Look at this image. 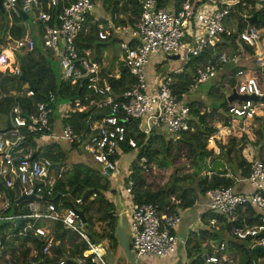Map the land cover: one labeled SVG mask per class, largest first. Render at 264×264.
Segmentation results:
<instances>
[{"label": "built area", "instance_id": "1", "mask_svg": "<svg viewBox=\"0 0 264 264\" xmlns=\"http://www.w3.org/2000/svg\"><path fill=\"white\" fill-rule=\"evenodd\" d=\"M247 1L259 4L264 0H183L178 8L173 2L166 7H158L157 0H139L138 19L132 26H116L113 21H109L106 30H99L97 37L104 40L112 31L126 37L118 44L122 54L121 62L134 80L130 88L120 94L114 92L108 81V76L118 78L119 74L105 73L102 62L91 59L88 54L80 56L78 52L77 37L81 32H90L87 19L93 9L92 0H73L54 16L51 11L57 6L58 0L2 1L5 12L17 15L25 13L40 24L41 45L57 58L64 69L63 79L69 80L71 85L81 80L90 95L95 96L89 104H95L96 110H106L102 117L96 119L91 113L85 119L83 130L76 133L64 119L68 116V111L81 112L86 108L78 99L74 101V107L66 103L57 108L62 121L58 132L50 123L53 114L51 105L55 102L52 92L48 93L45 102L35 104L33 112H25L16 103L11 106L8 112L10 128L0 132V221L24 218L25 222L20 226L22 229L27 221L31 222L28 230L34 226L32 235L42 240L40 255L35 249L33 260L30 259L25 264H51L46 259L57 244L51 228L53 223H61L78 241L86 244V249L81 253L61 257L55 264H108L104 259L107 248L102 241L90 238L85 230L87 223H83L76 213L79 208L73 204L63 208L60 202H55V184L65 177L69 166H60L44 156L35 155L31 159L35 150L26 144L28 138L31 135H42L51 139L50 141L76 142L102 176L114 179L113 173H118L116 156L122 155V144L127 143L131 149L138 151V134H145L148 139L151 132L161 133L159 130L163 128L168 139L174 142L182 133L192 131L193 117L189 104L185 102L186 94L178 96L173 89L176 79L172 73L182 70L151 77L147 71L150 58L153 55H179L183 56L185 66L192 58L212 49L221 34L237 33L238 42L252 46L256 58L264 67V58L258 56L264 48L259 45L261 35L258 28L248 22L252 14L247 12L240 18L245 23L242 30L236 28V21L229 15L231 8ZM52 18L57 21L54 25L49 24ZM26 20L23 25L27 27ZM34 48L35 38L27 31L20 39L10 40L7 37L6 45L0 48V74L16 77L23 74L16 53L32 51ZM238 49V54L217 53L206 61L199 62L189 91L214 78L218 66L237 65L242 56L247 54L242 44ZM234 79L236 83L232 85V90L241 95H253L257 100L235 99L227 102L229 105L226 113L239 122L249 120L257 115L258 108L264 106V101L261 100L264 97V73L260 72L257 78L248 75L247 70L239 69L235 72ZM11 94L14 98L32 97L34 89L26 86L24 93L18 91ZM1 96L5 95L2 93ZM219 152V148H216L215 153ZM139 163L142 169H147L146 157H140ZM127 168L119 186L130 193L134 182L128 176ZM236 180L245 181L251 190L238 192L232 186L209 189L205 193L208 208L226 221L234 222L238 211L242 212L246 205L254 206L258 212V223L234 227L230 234L238 240L248 238L252 242L251 247L257 245L264 248V160H252L247 176ZM21 195L33 196L37 200L22 201L25 202L23 208L28 210L25 214H7L12 201ZM76 203L81 204L82 200L76 199ZM127 207L116 209L113 215L118 217L124 213L127 217L131 234L130 250L137 258L172 256L176 254L180 244L186 243V239L175 232L181 220L179 213H167L153 202L132 203ZM209 224L215 229L220 226L215 218L210 219ZM1 237L0 232V245ZM23 247L28 248V245ZM210 247L212 252L205 253L203 257L205 263L220 264L228 259L224 256V242H212ZM35 258L38 260L35 261ZM0 264H10L7 254L4 261L0 260ZM250 264H264V255L252 259Z\"/></svg>", "mask_w": 264, "mask_h": 264}, {"label": "trees", "instance_id": "2", "mask_svg": "<svg viewBox=\"0 0 264 264\" xmlns=\"http://www.w3.org/2000/svg\"><path fill=\"white\" fill-rule=\"evenodd\" d=\"M129 1L134 5L137 4V0ZM169 2H173L178 8L183 0H157L158 7L166 6ZM116 3L117 2H115V4ZM65 5L58 1L57 6L51 11L52 16ZM247 12L251 13L252 16L256 14L257 17V20L250 23V25H255L257 28L263 26L262 28H264V1L259 4H256L254 1H247L246 3L238 4L231 8L229 15L236 21L238 30L244 28L245 23L242 22L240 18ZM29 18L30 17L25 21L27 24L26 27L23 25L24 20L21 15H17L16 13L9 14L7 12L2 13L0 10V48L6 45L7 37H10V40L20 39L26 31L34 38L35 36H40V24L35 20L33 21L31 19L33 31L32 33L29 31ZM56 23L57 21L55 18H52L49 22L50 25ZM94 28H96V24L91 26L92 30ZM33 33H35V35ZM221 35L225 41L224 44L220 45L217 43L215 50L210 49L199 57L192 58L188 64L183 66L181 72L172 73L173 77L176 79L173 89L178 96L186 94L189 91V85L192 83L197 64L214 56V53L225 45L229 46V50L227 51L229 54H238L240 53L238 48L242 44L243 49L250 55L251 59L241 60L237 65H224L231 76L228 81H225V78L221 80V82H223L222 85L226 83L234 85L236 83L234 74L239 69L247 70L250 76H254L257 71L259 73L261 72L262 65H260V62L254 63L256 61V55L252 46L238 42L237 33H224ZM260 35L259 45L264 46V30ZM82 36L81 32L76 39L79 55H83L84 49H89L91 50L93 60L99 61L103 50L108 44L96 42L92 44L94 41L83 43L80 38ZM37 40L38 39H35L34 50H23L16 54L23 74L33 85L32 89H34V95L32 97L21 96L14 98L11 93L18 91L24 93L26 86L30 87L28 82L20 80L19 77L16 76L0 74V117L7 116L14 103L25 112H33L35 110V104L38 102H45L48 93L52 92L55 95V102L51 105L53 114L50 118V123L52 128L57 132L60 130L62 122L56 108L57 104L60 106L70 103V105L74 107V101L78 99L80 104L86 105V108L81 112L68 111V116L64 119V121L69 122L73 130L78 133L83 130L85 119L91 113L96 119L102 117L106 113V110H96L95 104H89V101L95 98V96L90 95L86 89L85 83H81V80L71 85L69 80H64L61 76H57L54 73L55 71L50 60L53 56L52 52L42 47V45H39ZM122 66L118 78L108 76V81L117 94L129 89L134 81ZM218 67L221 68L222 66ZM104 72L110 74L108 71L104 70ZM215 80L218 83L217 78H212L210 81L216 85ZM214 89L216 90V87L211 85L208 92L216 99L222 98L220 104L209 108V110L204 108L202 111L201 107L203 101L188 103L193 117V130L182 133L176 141L173 142L170 139L166 140L161 133L153 131L148 139L145 134H138L136 136L139 145L138 151L131 149L127 143L122 144L123 153L120 156H116V158L118 167L120 166L119 162L121 159L128 167V176L134 182V186L130 193H126L125 190L122 192V187L119 185L116 190L115 186L118 184V181L102 176L97 166L90 161L82 149L78 147L76 142L70 143L55 140L49 142L47 145H40L37 140L40 136L33 137L31 135L26 144L35 150L34 153L36 157H47L60 166L69 165L70 168L65 177L58 180L55 184V202H60V206L63 208L70 207L71 204H73L75 207L83 209L87 228L89 232H91V239L93 241L106 239L109 245L111 243V245L115 247L117 242L114 237V227L118 217L114 216L113 212L116 210L118 204H116L117 200L111 198L109 194H119L127 206L132 203L153 202L159 204L167 213H177L178 209L183 210L192 207L199 196H205L207 190L228 186L234 188L237 181L236 178H245L247 176L252 160L254 159H248L242 154L241 148L237 146L236 136L240 135L244 141H247L250 133L240 130V128H231L232 122L236 119H232L220 113V110H226L229 105V103H225L227 97L224 94H216L213 91ZM2 93L5 96H1ZM213 117L218 118V122L214 126L209 122ZM256 118L257 116L249 119V121H253ZM261 120L260 127L257 131L261 139L260 143H264V117H262ZM54 122H58L57 125L55 124L56 127ZM221 123L224 126L230 127L226 143H222L214 138L217 132V126ZM46 147L49 150L43 155L44 148ZM216 148H219V154L215 153ZM81 152L84 156L80 155ZM232 153L236 154V161L234 162L231 156ZM160 154H162V158L155 163V166H157L156 170L159 171L163 177L165 174L162 168L169 171L164 186H160L158 182L149 184L147 181L148 179H155L157 177V173L153 172L154 169L151 166V162L156 160L157 156ZM140 157H146L148 160L146 164L147 169H143L144 173H141V167L139 166ZM222 159L229 165L230 171L224 166L223 162H221ZM208 163L211 164L209 165ZM186 165L192 168L189 173H184L182 171V168ZM125 168L121 169V175L118 177L119 180L124 178ZM205 168H208L207 173L201 174ZM186 179H189L190 185L184 186L183 182H185ZM179 181H181V183ZM153 185L154 188H152ZM0 187L2 186L0 185ZM11 194L13 196V192H11ZM92 196L93 198H90ZM17 199L18 198H15L12 201L11 206L6 212L7 214L21 215L28 212L26 208H23L25 202L16 204L15 202ZM76 199H81L82 203L77 204ZM238 212L237 219L234 222L226 221L222 216L209 208L201 214V221L203 223H209L210 219L215 218L220 226L218 229H215L210 227V224L206 226L203 224L205 228H201L195 232V236H197L195 239L196 242L192 247L187 248L188 257L190 258L189 264H209L205 263L203 257L205 253H211L212 248L208 243L202 246V242L205 240L204 236L210 237L215 244L224 242L226 245L225 253L228 252L229 255L234 254L238 256L236 264H250L252 259L263 257V254L251 250L252 242L248 238L245 240H238L230 234L234 227L243 226L245 224L252 226L258 223V212L254 206L246 205L242 212ZM95 222L105 225V229L99 234L91 231ZM7 223L10 225L8 234L2 233V228L0 226V232L2 234L0 245L1 261L5 260L7 249L12 247L13 241L18 239H21L20 243L22 246H25L27 241H30L34 249L37 250V254L40 255L42 240L32 235L31 230L34 229V226L30 230L24 232L21 237L20 232L22 226L16 229L12 220L7 221ZM36 224L38 225L39 222H36ZM51 228L54 232V240L57 243L52 249L57 250V248L63 245L64 240L72 242L74 251L71 255H76L86 249L85 242L78 241L76 236L70 230L65 229L61 223H53L51 224ZM190 242L191 237L189 236L187 245ZM192 250H195V252L190 253ZM28 252L29 247L24 249L25 255H27ZM37 260L38 258H35V261ZM46 261L48 260L46 259ZM51 263L54 264V260H52Z\"/></svg>", "mask_w": 264, "mask_h": 264}, {"label": "crops", "instance_id": "3", "mask_svg": "<svg viewBox=\"0 0 264 264\" xmlns=\"http://www.w3.org/2000/svg\"><path fill=\"white\" fill-rule=\"evenodd\" d=\"M58 1H60L62 4L65 5V4L71 3L73 0H58ZM114 1L117 3L115 4ZM92 3H93V9L91 11L90 16L87 19V23H88V27H89L90 32L89 33L88 32L87 33L82 32L83 36L80 37L81 41L83 43H85V42L90 43V42L94 41V42H92V44H94L95 42L96 43H107L108 46L103 50L101 58L99 61L102 62V64H103V70L108 71L111 75L119 74V76H120L121 67H120V70L117 71L116 69L113 70L114 69L113 65L117 64L119 66V64H120L122 66L121 56L117 60H115L114 58L111 59V55L113 52H115V49H118L117 52H120V54H121V51L119 49L118 44L121 40L125 39L126 37L122 34H119L118 32L112 31L111 34L106 39L100 40L97 37V33L101 29L106 30V26L109 23V21H113L116 26H121V27L132 26L133 23H135L136 20L138 19L139 0H137L136 5H134L129 0H92ZM30 19H31V17H30ZM232 22L230 23L231 27H232ZM93 24H96V28H94L92 30L91 26ZM235 25L237 28V24H235ZM28 29H29V27H28ZM30 32L32 33V31H30ZM33 34L35 35V33H33ZM35 39H38L37 41H38L39 45H41L40 36H35ZM224 42L225 41L223 40L222 35H221L217 39L216 44L218 43L221 45V44H224ZM216 44L212 48V50H215ZM224 50L228 51L229 46L225 45V46L221 47V49L218 50L214 54L225 53ZM85 54H88L89 57L92 59L91 50L84 49L83 55H85ZM258 56L261 57V54L260 55L258 54ZM256 60H258V59L256 58ZM157 62H158V59L156 57H154L149 61L148 66L150 67V64L155 65V64H157ZM181 68L179 66L176 69V71H174V72L181 71L182 70ZM261 72H262V67H261ZM149 74L151 75V77L154 75L152 73H149ZM258 75H259V73H258ZM227 76H229V77L231 76L230 73L228 72V69H225L224 65L221 68L218 67L217 72H216V76L214 77V78H217V80H218L217 85L221 84L220 83L221 80H224V78ZM254 76H257V75H254ZM229 84H230V91L232 92V89H231L232 84L231 83H229ZM196 89H197V86L193 90L188 91L186 93L185 102L190 103V102H194V101H199V102L204 101L205 96L201 94L200 90H196ZM190 92L194 93L195 95H189ZM199 92H200V94H199ZM230 94H228V95H230ZM226 96H227V94H226ZM4 119H5V121H3L4 122L3 128H5L7 125V120L9 119L8 114H7V116H4ZM57 123L58 122H54V125L55 124L57 125ZM56 125H55V127H56ZM3 128H0V129H3ZM261 144H264V143L253 145L248 149V156L251 157L250 159H263L264 160V145H261ZM120 175H121V169L119 170V173H116L114 176V179L116 181H118L117 182L118 184H116V186H115L116 190H117L118 185L120 184V180L118 179V177H120ZM234 189L238 192H248L251 190L250 186L245 181H236ZM109 195L111 198L117 200L116 204H118L119 208H122V207L124 209L128 208L127 205H125L126 203H124L122 197L119 196V194H117V195L109 194ZM207 209H208V199L205 196L204 197L199 196L197 198L195 204L192 207H189V208H186L183 210L178 209L177 213L180 214L181 220H180V223L178 224V226L176 227L175 232L177 233V235L181 236V238H183V239L185 238L186 243L180 244L178 246L177 252L174 256H167V257L151 256L150 259L154 260L156 263L158 262L159 264H189L190 258L188 257L187 248H190L195 244V242H196L195 239L197 237V236H195V232H197L201 228H205L206 225L203 226V223L201 221V214L203 212H205ZM118 219L119 218H117V221H116V224L114 227V233L116 231ZM189 236L191 237V242L188 243V245H187V239ZM204 239L205 240L202 242V246H205L207 244V241L210 239V237L204 236ZM116 242H118V241L116 240ZM26 244L29 247V252L27 254V260L26 261H29L30 259L33 260V258H34L33 256H34L36 250L34 249V247L31 243H26ZM26 244H25V246H26ZM108 246H109V244H108ZM24 249H25V247H24ZM73 251L74 250H73L72 242L65 243V244H63V246L57 248V250L52 249L51 254L47 258V260L50 263L52 260H54V264H55V262L59 258L68 257L71 255V253ZM194 252H195V250H192L190 253H194ZM114 253H116V256H117L116 257V260H117L116 264H125L126 263L124 258L122 261L120 260V256H122V253H123L122 249L117 247V248H115ZM136 259H137V257H136ZM138 259H139V261L137 263L145 264V261H146L145 257H141ZM25 262L22 264H25ZM166 262H168V263H166ZM111 264H113V263H111Z\"/></svg>", "mask_w": 264, "mask_h": 264}, {"label": "rangeland", "instance_id": "4", "mask_svg": "<svg viewBox=\"0 0 264 264\" xmlns=\"http://www.w3.org/2000/svg\"><path fill=\"white\" fill-rule=\"evenodd\" d=\"M28 27H29V30L30 31H33L32 30V28H33V23H32V21H31V19L29 18V23H28ZM263 27V26H262ZM259 28L258 27V30H259V32L260 33H262L263 32V30H264V28ZM118 51V49H115V52H113L112 53V55H111V59H115V60H117L120 56H122V54H120V52H117ZM224 52L226 53V54H229L226 50H224ZM17 54V53H16ZM154 57H156L157 59H158V62H157V64H155V65H152V64H150V67L148 66L147 67V71H148V73H152V74H154V75H156V74H163V75H168V74H170L171 72H173V71H176V69L180 66V68L183 66V64H184V58H183V56H180L179 58H177V59H169L168 57H163V56H159V55H153V56H151V58H150V60L152 59V58H154ZM245 57H248V59H246ZM261 57H263L264 58V48H263V50H262V52H261ZM251 57H250V55L249 54H245V56H242V58H241V60H249ZM93 59V58H92ZM51 60V64H52V67H53V69H54V73L57 75V76H61V78H63L64 77V75H63V73H64V69H62L61 68V66H60V64H59V62H58V60H57V58H55V57H53L52 56V58L50 59ZM240 60V61H241ZM257 62H259L258 60H256L254 63H257ZM120 67H121V65L119 64V66L117 65V64H114L113 65V70H117V71H119L120 70ZM123 67V66H122ZM258 73L259 72H256L254 75H257V76H255V77H259V75H258ZM229 76H227V77H225V81H228L229 80ZM215 83H216V85L215 84H213L211 81L210 82H207V83H200V84H198L197 85V89L196 90H200V92H201V94L202 95H204L205 96V99H204V101H203V104H202V107H201V110L203 111L204 110V108H206V109H208L209 110V108H212V107H215V106H217L218 104H220V101L222 100V98H220V99H216L215 97H213L212 95H210V93L208 92L209 91V88L211 87V85H213V86H217L216 87V90H218V91H216L215 89L213 90L216 94H224V95H228V94H230L231 93V91H230V84L229 83H226L225 85H222V82H220L221 84H219V85H217L218 83H217V81L215 80ZM200 92H199V94H200ZM208 92V93H207ZM189 95H195L194 93H191L190 92V94ZM201 97V96H200ZM234 103H236V102H234ZM204 105V106H203ZM59 107V104H57L56 105V108H58ZM260 107V106H259ZM220 113L222 114V115H226V116H228L227 115V113H226V110H220ZM257 118L256 119H254L253 121H249L248 119L247 120H242L241 121V123L239 122V121H237V120H234L233 122H232V125H231V128H235V129H237V128H240V130H244L245 132H249L250 134H249V136H248V138H247V141H244V139L240 136V135H237L236 136V143H237V146L238 147H240L241 148V150H242V154L247 158L248 157V159H250L251 157L250 156H248V149L251 147V146H253V145H257V144H260V136H259V133H258V129H259V127H260V124H261V118L262 117H264V106H262V107H260V108H258V113H257ZM3 121H5V119H4V117H0V128H3V126H4V122ZM209 122H210V124L211 125H215V124H217V122H218V118L217 117H213V118H211L210 120H209ZM230 127H228V126H224L222 123L221 124H219L218 126H217V132H216V134L214 135V138L216 139V140H219L220 142H222V143H226L227 142V137H228V134H229V129ZM159 131H161V133H162V135H163V137L166 139V140H168V135H166L164 132H163V128H160V130ZM38 141H39V144L41 145V144H43V145H47L49 142H51L50 140L51 139H49V138H46V137H44V136H40L38 139H37ZM262 143V142H261ZM261 145H264V144H261ZM46 149V150H45ZM47 150H49L47 147L46 148H44V152H43V155L45 154V152L47 151ZM55 150V149H54ZM80 155L81 156H84V154L81 152L80 153ZM231 156H232V160H233V162L234 161H236V154L235 153H232L231 154ZM72 157H73V154H72ZM160 158H162V154H160V155H158L157 156V159L156 160H153L152 162H151V166H152V168L154 169L153 170V172L154 173H157V177L155 178V179H148L147 181L149 182V184H151V183H155V182H158L159 184H160V186L162 185V186H164L165 185V183H166V181H167V174L169 173V171L168 170H166V169H164V168H162V170H163V172H164V174H165V176L163 177L162 176V174L159 172V171H157L156 170V167L157 166H155V163L157 162V160H159ZM221 162H223V164H224V166L226 167V168H228V170L230 171V167H229V165L224 161V159H222L221 160ZM119 164H120V166L118 167V173H119V170L120 169H123V168H125V167H127L125 164H124V161L121 159L120 160V162H119ZM209 165L211 164V163H208ZM69 166V165H68ZM139 166L141 167V173H144V170L142 169V166H141V163H139ZM69 168L70 167H68V169H67V171L69 170ZM192 170V168L191 167H189V166H185V167H183L182 168V171L184 172V173H189L190 171ZM207 171H208V168H205L203 171H202V173L201 174H206L207 173ZM115 174H116V171L113 173V176H115ZM180 183H181V181H179ZM184 183V186H186V185H190V182H189V179H186L185 180V182H183ZM152 188H154V185L152 186ZM121 191L123 192V188H121ZM173 199V198H172ZM128 221V220H127ZM203 223V222H202ZM203 224H205V225H209V223L208 222H205V223H203ZM0 226H1V228H2V232H9V229H10V225H8V223L7 222H5V221H0ZM30 226H31V222L30 221H27V223H26V225L24 226V228L21 230V232H20V236L22 237V235H23V233L24 232H26L29 228H30ZM103 229H105V225H103L102 223H94V227H93V231L92 232H96V233H100V232H102V230ZM85 230L88 232V234H89V236H90V233L91 232H89V230H88V228H87V224H85ZM128 233L130 234V231H129V225H128ZM130 236H131V234H130ZM115 237V236H114ZM9 238V237H8ZM90 238H92L91 236H90ZM116 239V238H115ZM20 240L21 239H18V240H15V241H13V245H12V247L11 248H8L7 249V255L9 256V263L10 264H22V263H24L25 261H26V259H27V255H25L24 254V247L21 245V243H20ZM103 243H104V245H105V247L107 248L106 249V254H105V256H104V259H105V261L108 263V264H111V263H113V264H116V262H117V260H116V253H114V250H115V248H117V247H119L120 249H122L121 248V246H120V244L117 242V245L114 247V246H112L111 245V243H110V245L108 246V241L106 240V239H102L101 240ZM65 243H69V241H63V244H65ZM207 243L210 245V244H212V239L210 238L208 241H207ZM63 246V245H62ZM172 256H174V255H172ZM226 258H228V259H226L225 261H223L222 263H220V264H236L237 263V260H238V256L237 255H234V254H231V255H229L228 254V252H226L225 253V255H224ZM150 257L151 256H146L145 257V264H159L158 262L156 263L154 260H151L150 259ZM123 258L124 259H126V257H125V254H124V251H123V253H122V256H120V260L122 261L123 260ZM139 261V259L137 258L136 259V264H139V263H137ZM143 261V262H144ZM166 263H168V262H166Z\"/></svg>", "mask_w": 264, "mask_h": 264}, {"label": "water", "instance_id": "5", "mask_svg": "<svg viewBox=\"0 0 264 264\" xmlns=\"http://www.w3.org/2000/svg\"><path fill=\"white\" fill-rule=\"evenodd\" d=\"M2 1L0 0V10L2 13H5L4 8L2 6ZM20 15L22 17L23 20H26L28 18L27 14L25 13H21ZM257 20L256 14H254L251 18H249L248 22L249 23H253L254 21ZM179 58V55H172L169 56V59H177ZM262 72L264 73V67H262ZM20 80H25L26 82H28L29 86L31 88H33L32 83L27 80V78L25 77L24 74H21L19 76ZM235 99H239V100H254L256 101L257 98L253 95H241L238 94L234 89L232 90L231 94L226 98L225 103L226 102H232ZM262 101H264V97L261 98ZM10 128V121L9 119L7 120V125L5 128L0 129V132H5L6 130H8ZM36 154H33L30 158H34ZM128 170V168H127ZM37 200L36 198H34L33 196H27V195H21L17 200H16V204H19L20 202L24 201V200ZM44 199V198H43ZM117 209H119L118 205L116 207ZM76 213L77 215L80 217V219L82 220L83 223H86V218H85V214H84V210L83 209H76ZM118 223H117V227H116V231L114 233V236L116 238V240L118 241V243L120 244L122 250L124 251L125 254V264H136V256L133 253V251L130 250V244H131V236L128 233V221H127V217L125 216V214H120L118 216ZM25 222L24 218H17L13 220V224L15 225L16 229H18L21 225H23V223ZM251 250L257 251L261 254L264 255V248L257 246V245H253L251 247Z\"/></svg>", "mask_w": 264, "mask_h": 264}]
</instances>
